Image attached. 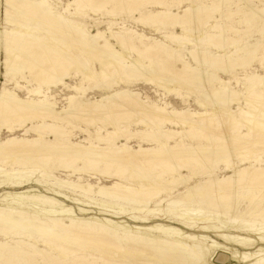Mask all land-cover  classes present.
Segmentation results:
<instances>
[{
    "label": "bare ground",
    "instance_id": "obj_1",
    "mask_svg": "<svg viewBox=\"0 0 264 264\" xmlns=\"http://www.w3.org/2000/svg\"><path fill=\"white\" fill-rule=\"evenodd\" d=\"M90 1L74 0L68 6L76 5L78 9L87 8ZM158 5L163 6V3ZM199 10L193 5L185 11L179 10L176 14L172 13L171 9L163 12L149 11L146 14L142 11L143 15L137 22L143 25L167 29L173 22L171 24L173 28L181 27L183 32L194 34L193 38H189L172 31L170 35L165 36L171 44L169 45L167 42L158 40L150 44L153 39L144 34L136 33L134 38L125 26L115 32L113 30L115 24L111 22L106 23L109 26L108 33L106 31L90 32L87 24L78 25L73 19L56 15L45 0H0V24L4 22L6 25L4 30H0V53L5 54L1 67L5 66L3 76L6 78L10 73L22 74L26 71L23 60L28 51L26 53L23 48L24 38L30 36L45 46L47 43L40 35L45 32L48 39L53 42L52 47L62 58L69 60L70 64H84L87 72L84 78L87 81H94L96 89L101 87L112 89L126 81H152L157 75L154 66L158 61L153 59L166 55L168 59L174 60L177 70L183 71L185 78L180 77V79L176 75L180 81L196 78L204 86L205 91L201 94L205 101V105H202L203 109L207 111L209 105L214 108V111L208 114L207 112L196 114L190 110L169 111L167 108L158 107V104L157 107L146 105L140 99L139 93L128 90L116 91L112 96L104 97L100 101L88 100L79 103L78 94L84 92V89L83 86L75 85L71 89L76 94L69 98V108L58 112L55 104L48 100L25 101L7 88H3L0 93V129L12 117L24 114L21 126L38 138L33 140L13 138L5 142L0 141V165L7 160L17 162L11 169L3 170L0 167V176L30 179L38 174L42 166L47 168V163L50 161L60 162L65 165L64 169H73L74 173L80 175L99 171L105 178H112L116 182L109 186L105 185L102 179L96 183H85L81 176L77 181H72L48 175H41L38 180L44 181L56 191L77 197L81 201L86 200L93 204L99 202L101 205L125 212H148L152 209L171 218L188 220L198 224L195 228L199 232L191 234L180 227L173 226H124L118 221L105 217L81 218L75 210L66 207L55 198L36 193L17 195V198H14L18 199L17 203L16 200H12L13 205L9 202L7 205H0V264H38V257H41L44 264H55L60 259L56 252L63 255L65 259L71 257L73 264H99L100 262L97 261L100 259L108 264H230V259L236 264H264V249L240 251L235 248L240 244L264 246V205H262L264 170L257 169L255 166L236 168L238 161L245 162L253 158L256 161L259 160V155L253 152V149L257 148L253 141L264 139V119L254 120L249 113L240 111L242 118H245L244 126L247 128V133L242 136L233 135L234 125L227 123L228 117L225 112H232L231 100L236 97V94L225 87L211 92L210 89L216 77L204 69L229 72L237 64H229V58L226 55L213 56L215 59H205L204 55L210 56L211 53L204 52L200 47L210 42V38L203 33V27L197 25L199 20L196 19V15ZM201 11L204 12V10ZM92 12H98V10L92 9ZM185 13L190 20H183ZM174 18L177 19L174 20ZM207 23L208 21L203 26ZM99 25L103 26L102 23ZM211 28L214 29V27ZM112 40L120 44L121 51L116 49ZM188 44L196 46L189 55L198 63L201 70L189 66L178 53L179 51L173 48L174 45L183 47ZM131 52L138 54L139 59L130 57ZM252 54L253 52L246 51L245 56ZM93 58L101 64L99 73L95 72L91 65H86L87 59ZM146 60H149V64ZM146 68H149L152 73H147ZM70 70L72 69L69 63H66L61 71L57 70L56 66L44 69L42 72L47 77L45 83L49 87L65 86V81L70 78ZM122 75L127 80H124ZM258 79L260 78L253 77L251 81ZM38 88L41 92L40 87ZM112 99H116L117 102L110 103ZM106 102L110 105H105ZM114 106L139 114L140 122L146 125V129L129 133V135L114 132L113 137L109 134V138L102 137L97 132L92 135L97 143L91 142L92 136H88L89 138L84 140L89 141L86 144L69 141L66 138L65 128L58 125V121H66L64 118L70 115L68 114L70 110H82L87 116H110L109 112H113L111 110ZM209 115L213 116V121L208 119ZM34 120L39 123L33 124ZM167 124L177 130L165 129L164 126ZM29 125H31L30 128L27 127ZM242 126L243 124L240 123L235 124L238 128ZM207 130L209 132H206ZM46 131H50L55 137L54 141L49 143L44 141ZM204 132L210 133L209 137L216 139L218 143L213 146L185 144L184 137L191 135L197 137ZM136 135L147 144L156 142L160 144L158 147H153L152 144L144 147L140 144L134 149L128 143L131 137ZM120 139L125 140L126 143L121 146L113 145ZM171 141H175V144L170 145ZM101 142L104 147H100ZM263 146L264 144L260 147ZM43 160L47 161L45 165ZM69 161H73V164ZM74 162H82L84 166L73 167ZM220 163L232 166L233 174L218 179L215 172ZM101 165L104 167L100 168ZM195 165L203 166V173L208 175V180L191 186L189 184L192 181L191 177L198 173ZM153 168L159 170L158 175L154 176ZM186 169H191L193 176L184 175L182 172ZM165 176L170 177L166 180L163 179ZM180 187H187L186 191L169 198L163 196L164 193L172 192ZM255 196L260 198L256 199ZM23 201L49 210L42 215L35 209H28L27 205L21 203ZM244 201L250 203V208L241 213L239 207ZM220 203H223L228 210L221 221L223 226H208L216 217L214 213L217 214L215 211L210 214L209 210L212 211V208ZM205 206H208V209L204 208ZM232 230L248 232L254 235V238L232 234ZM217 231L224 232L223 236L231 244L230 246L220 244L213 238L212 235ZM41 245L47 249H42ZM90 257L93 259L87 260ZM148 257L156 260H150Z\"/></svg>",
    "mask_w": 264,
    "mask_h": 264
},
{
    "label": "rangeland",
    "instance_id": "obj_2",
    "mask_svg": "<svg viewBox=\"0 0 264 264\" xmlns=\"http://www.w3.org/2000/svg\"><path fill=\"white\" fill-rule=\"evenodd\" d=\"M144 1L146 3L145 2L142 3L141 0H95V1L91 0L90 3L87 4L89 5L87 8L78 9L76 5H72L70 7L68 6L70 5V3L72 4L74 0H45L46 4L50 7L51 11L54 12L56 15H60L67 19L69 18L73 19L76 21L78 25L87 24V27L90 32L97 33L98 31L101 32L106 31V33H108L109 26L108 24L106 25V23L111 22L112 24H115L113 26V30L115 32L120 31L121 27L125 26L126 29H128L131 32L134 38L136 33L144 34L145 36L153 39V41H151L150 44L158 40V41L167 42L169 45L171 44L165 39V36L170 35L172 31H174L178 35H182L184 37H189V38H193L194 34L193 33L191 34V32L189 34L187 32L186 33L183 32V29L181 27L173 28L171 25L173 22L171 21L167 29H164L163 27H159L158 29L157 27L154 28L151 27V25L146 26L143 25L141 22H137L138 18L142 17L143 12L144 14H146V12L149 11L163 12L166 11V9H171V12L176 14L179 12V10L185 11L193 7V5H195L200 9L198 11V14L196 15L197 18L195 17L197 20H199L197 21V25L198 27L200 26L203 27L202 28L203 33L207 34L206 37L210 38V42H207L200 47V49L203 50L204 52L211 53L210 56L205 54L204 55L205 59L206 58L207 60L215 59L213 56L226 55L227 58H229L228 59L230 62L229 64H237L233 66L232 70L229 72L217 71L215 69H210V68L204 69L209 71L211 75H214L216 77L217 82L215 81L213 83V86H211L210 89L211 92L212 91L215 92L218 89L225 87L230 89L233 94L234 93L236 94V97L232 99L233 101L231 100L232 112L229 111L225 112L226 116L228 117L227 123L234 125L232 130L233 135L242 136L247 133V128H245L244 126L245 118H242V116L240 115V111L249 113L251 116H253L254 120L264 119V109H263L264 0H224V2L223 0H195V1L194 0H144ZM158 3H163V6L158 5ZM99 5L101 6L99 8H96ZM92 9H97L98 12H92ZM252 9H254L256 12L254 13ZM201 10H204V12H202ZM256 13H258V15ZM176 19L177 18H174V20ZM183 20H190L186 13L184 14ZM206 21H208V23L203 26V24ZM99 23H102L103 26L100 27ZM211 27H214V29H212ZM5 28L6 25L4 22L0 24V30H4ZM40 35L43 36L41 38H44L43 40H45V43H47V45H45L47 47L41 45L38 41H36L30 36H26L23 40L24 41L23 48L26 53L28 51V54L26 55V58L23 60L24 63L23 65H25L26 71H24V73L22 74L10 73L11 75L9 74L7 78L3 76L5 75V69H4L5 66L1 67V62L5 60V54L0 53V93L3 90V88H7V90L15 93L20 99L25 101L29 99H33L36 101L48 100L51 103H54L56 110L60 112L63 111V109L65 110L69 108L68 105L69 98L72 95L76 94L71 88H73L76 85L77 87L83 86L84 89V92H80L78 94L80 96L79 103L82 102L84 103L88 100L100 101L104 97L112 96L116 91L128 90L132 93H139L140 99L143 102H145L146 105L147 104L151 106L154 105V107H157L156 105L158 104V107L167 108L169 111L173 109L179 111L190 110L191 112L196 114L204 113V112H207L208 114L209 112L212 113L214 111V108H212L210 105L207 107V111L203 109L202 105L203 104L205 105V101L201 94L203 91H205L204 86L201 85L198 79L196 78L185 79L183 81L182 80L180 81L181 79L180 77L182 78L184 77L183 71L177 70L176 68L177 66L174 63V60L171 59L173 61L172 62L170 59H168L166 55L165 56L167 58L164 55H161V58H163L162 60L160 56H157L155 57L156 59L155 58L153 59V61L158 60L157 61L158 63L156 62L154 66V71L157 72L156 73L157 75L154 80L152 79V81H148V82L126 81L124 83L119 82L120 84L118 86H114L112 89H106L104 87H101L100 89L99 88L96 89L94 87V85L96 84L94 81H89V80L87 81L86 78H84V76L86 77L87 75V72L84 69V64H76V65L70 64L69 60L62 58L60 54L54 50V48L52 47L53 42L51 41V39H48L49 37L45 34V32L41 33ZM112 43L115 44L117 50L121 51L120 44H117L115 40H112ZM195 47L196 46L192 44H188L183 47L175 46V45L173 46L174 49L179 51L178 53L181 54V56L184 58V60H186L189 66L201 70V68H199L197 65L198 63L193 60L191 55H189V52L194 50ZM245 48L246 50H244ZM246 51H251L253 52V54L251 56L246 57L245 56ZM130 57H132L133 59H139V55L136 54L135 52H131ZM29 58H31L32 60L31 59L29 60ZM51 60L53 62H51ZM146 62L149 64V60H146ZM66 63L67 64L69 63L72 69L70 70V78L65 81L66 85L65 86L57 85V87H49L45 83V79L47 78L46 74H44L42 71L44 69L54 68L55 66L57 70L61 71L63 70V67L66 65ZM87 63L88 64L86 65L88 66L91 65L90 67L93 68L95 72L97 73L100 72L101 64L96 59L94 58L87 59ZM155 67L157 68L155 69ZM165 69L166 71L164 72ZM169 69L172 72L169 71ZM146 71L147 73H152V71H150L149 68H146ZM170 74L173 76H171ZM176 75L180 79H178ZM121 77L124 80H127L125 79L126 78L125 76L122 75ZM161 77L163 78L161 79ZM253 77H258L260 79L253 82L251 81ZM38 87H40L41 92ZM251 87H253V89ZM116 102H117L116 99L115 100L112 99L110 103L114 104ZM110 103L106 102L104 104L109 106ZM117 109L120 113L117 111ZM77 110L78 109L70 110L68 112V114L70 115L67 114L68 116L64 118L69 123H67L66 121L65 122L58 121V125L64 127L67 132L66 138L73 143L84 142L87 144V142L89 143V141L85 142L84 140L96 134L97 132H98L97 134L100 133L102 137L109 138V134H111V136L113 137L114 132H121L125 135L126 134L129 135V133L130 134L136 133L139 130L146 129V125L140 122L141 116H139V114L131 112L130 110L122 107L114 106L113 109L111 110L113 112H109L110 116L97 115L99 118L97 116H87L84 111L82 110L77 111ZM71 113L74 115H72ZM21 116L12 117L7 122V124H5L3 128L0 129L1 142H5L13 138L27 139V140H33L38 138L36 135L27 132V129L21 126L20 123L24 118V114ZM81 116L84 117L82 118ZM103 116H105V118H103ZM212 117H213L212 115H209L208 119L213 121ZM38 123L39 122L37 120L33 121V124L35 125ZM236 123L243 124V126L239 128L235 127ZM30 126L31 125L27 127L30 128ZM164 128L177 130V128L169 124L165 125ZM206 132L209 131L207 130ZM206 132L202 133L203 135L201 133L198 134L199 136L197 135V137L196 135L193 136L191 135L186 138L184 137L185 144L195 145V146L198 145L213 146V144L218 143L216 139L209 137L210 133L206 134ZM46 133L47 135H45L44 138V141L46 143L55 140V137L50 133V131H46ZM197 138L199 140H197ZM90 139L91 142L97 143V141L93 138V136L90 137ZM141 142H145V143H141ZM253 142L257 146V148H259V149L254 148L256 150L253 149V152L259 155L260 157L259 160L256 161V159L254 160L253 158L250 160L248 159L245 162L238 161L236 166L237 169L255 166L257 169L262 168L264 170V146L260 147L264 144V139H256ZM125 143H126L125 140L120 139L115 141L113 145L121 146ZM128 144L132 148L136 149L140 144L144 147H148L152 143L147 144L145 140H142L139 136L137 137L136 135L131 137L130 142ZM159 144L160 143L156 142L153 143L151 146L158 147ZM169 144L174 145L175 141H171L169 142ZM100 147H104V144L102 143ZM13 162L15 161H11V160L3 161L0 167L3 168V170L11 169L14 165L17 164V162L15 163ZM43 162H44L43 165L47 163L46 160H43ZM69 162L73 164V161L72 162L69 161ZM48 163H47V168L42 166L37 174L38 176L35 174L34 177L33 176L31 177L32 179L31 178L23 179L17 176H13L10 178L0 176V205H7L8 204L7 202L13 205V201L16 200L15 202L16 203L18 202V199H14L17 198V195H27L30 193H36V194L49 196L61 201L66 205V207L75 210L76 213L81 218L105 217L118 221L124 226L125 225L173 226V227H180L191 234H195L199 232L198 229L195 228V226L198 225L197 223H192L188 220L174 218V217L171 218L164 215V213L162 212L159 213L152 209L148 212L147 211L135 212V213L133 211L125 212L123 210H119L111 206L101 205V203L99 202L93 204L92 202L86 200L81 201L77 197L65 195L59 191H56L50 188L49 185H47L44 181L41 180L39 181L38 180L39 177L41 175H48L63 180L70 179L72 181H77L81 176L83 178V182L85 183L86 182L96 183L98 182L99 179H102L104 184L105 185L107 184L109 186L113 185L116 181H114L112 178H105L99 171L97 172L90 171V172H86V174L83 173L82 175H80L79 173H74L73 169H64L65 165L61 164L60 162L50 161ZM83 166L84 164L82 162H77L73 167H83ZM4 167H6V169H4ZM103 167L104 166L101 165L100 168ZM195 167H196L195 170H197L198 172L196 176L192 175L193 172L191 169H186L182 172L184 175L193 176L191 177L192 181L189 182L191 186H195L197 184H200L201 182L203 183L206 180H208V175L203 173V166L198 165L197 167V165H195ZM233 171L234 168L232 166H227V164L225 163H220L217 166L215 173L218 179H223L224 177H228L232 175ZM152 172L154 176L159 174L158 173L159 170H156L154 168ZM169 177L170 176H165L163 179L167 180ZM186 188L187 187H180L176 190H173L172 192L164 193L163 196L166 198H169L171 196H177L179 194L184 193L186 191ZM255 198L258 199L260 197L255 196ZM21 203L27 205L28 209L30 210L35 209L42 215L47 213V211L49 210V209L47 210V208L41 209V207L36 206L35 204L30 202L23 201ZM262 203H263L262 205H264V201ZM224 206L225 205L223 203H220L216 205V207H213L212 211L211 209L209 210L211 212L210 214H212L214 211L217 212V214L214 213L216 217L214 218L212 224H208V226H217V227L223 226V224H221V221L225 218L226 215L224 214L228 211ZM207 207L208 206H205L204 208L208 209ZM249 208H250V203L244 201L243 203L240 204L239 212L244 213ZM50 211L53 210L50 209ZM223 233L224 232L217 231L212 236L220 244L230 246L231 244L223 236ZM232 234L254 238V235H250L248 234V232L244 233V232H239L237 230H232ZM207 245L211 246L210 244ZM40 247L42 249L43 248L47 249L45 246L42 245ZM235 248L240 251H260L264 249V246L258 244H253V246L240 244V245H236ZM56 254L57 256L60 257V259L57 261L58 263L54 261L55 264H66V263L70 264V262L71 264H73L72 262L73 260L71 257L69 258L67 257L65 259L64 256L60 255L58 252H56ZM92 259L93 258L90 257L87 260H92ZM148 259L153 261L156 260L153 257H148ZM97 262H100L99 264H108L101 259L98 260ZM38 264H44L41 257H38ZM230 264H236V263L232 262V260L230 259Z\"/></svg>",
    "mask_w": 264,
    "mask_h": 264
}]
</instances>
